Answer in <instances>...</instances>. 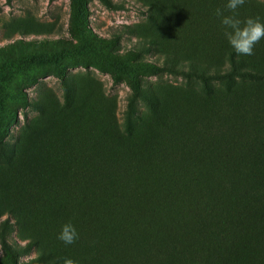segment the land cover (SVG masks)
I'll return each instance as SVG.
<instances>
[{
  "label": "rangeland",
  "instance_id": "1",
  "mask_svg": "<svg viewBox=\"0 0 264 264\" xmlns=\"http://www.w3.org/2000/svg\"><path fill=\"white\" fill-rule=\"evenodd\" d=\"M111 1L0 0V264H96L77 230L71 245L57 238L76 226L67 213L86 209L107 236L136 230L140 194L191 190V173L201 186L240 147L212 129L264 117L259 78L154 70L165 56L227 66L234 50L215 14L227 0ZM235 14L264 23V0ZM195 149L213 159L207 173L188 160ZM236 236L233 264L264 257V244L248 252V231Z\"/></svg>",
  "mask_w": 264,
  "mask_h": 264
},
{
  "label": "trees",
  "instance_id": "2",
  "mask_svg": "<svg viewBox=\"0 0 264 264\" xmlns=\"http://www.w3.org/2000/svg\"><path fill=\"white\" fill-rule=\"evenodd\" d=\"M99 1L108 9L115 7L111 0ZM254 48L252 55L229 52L227 66L165 56L154 70L202 79L259 78L264 85V47ZM135 96L128 100L132 102ZM244 116L248 125L240 132L227 127L212 129L217 136L228 134L229 146H240L219 155L221 166L216 172L207 173L213 159L200 162L195 160L196 149L190 153L188 160L207 173L203 185L198 186L191 173L195 185L191 190L162 194L155 190L138 196L142 217L134 225L136 230L133 227L119 236H107L100 227L97 230L98 224L92 223L86 209L79 214L74 210L67 213V219L76 221V230L84 237V262L101 264L109 257L106 264H233L236 253L229 245L235 241L236 232L248 231V252L264 244V117L256 120L249 112ZM2 246L7 247L4 241ZM239 264H264V257H248Z\"/></svg>",
  "mask_w": 264,
  "mask_h": 264
},
{
  "label": "clouds",
  "instance_id": "3",
  "mask_svg": "<svg viewBox=\"0 0 264 264\" xmlns=\"http://www.w3.org/2000/svg\"><path fill=\"white\" fill-rule=\"evenodd\" d=\"M245 0H227L224 8H217L216 15L220 17L224 26V36L237 55H252L256 43L264 39V23L259 18H237L236 9L242 6ZM225 10L233 13L225 15ZM66 245L73 244L78 239V233L71 223H65L57 236ZM63 264H75L72 259L65 258Z\"/></svg>",
  "mask_w": 264,
  "mask_h": 264
}]
</instances>
